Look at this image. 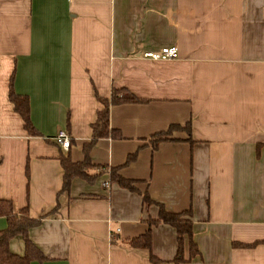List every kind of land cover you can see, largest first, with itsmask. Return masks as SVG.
Masks as SVG:
<instances>
[{
  "label": "crops",
  "instance_id": "crops-1",
  "mask_svg": "<svg viewBox=\"0 0 264 264\" xmlns=\"http://www.w3.org/2000/svg\"><path fill=\"white\" fill-rule=\"evenodd\" d=\"M172 46L174 60L142 57ZM10 81L36 136L9 101ZM113 89L141 102L110 106L119 138L88 156L136 192L108 174L63 192L59 157L83 162ZM0 200L31 219L55 210L28 232L42 254L31 264H151L123 242L143 236L159 207L191 212L199 256L184 264H264V0H0ZM151 230L158 264H173L175 229ZM24 249L21 237L9 242L14 255Z\"/></svg>",
  "mask_w": 264,
  "mask_h": 264
},
{
  "label": "trees",
  "instance_id": "trees-1",
  "mask_svg": "<svg viewBox=\"0 0 264 264\" xmlns=\"http://www.w3.org/2000/svg\"><path fill=\"white\" fill-rule=\"evenodd\" d=\"M9 101L13 105V109L20 115L23 120V126L25 130L33 135H38L33 128L29 120V102L27 97L19 96L15 94L12 89V82L9 86ZM136 97L131 95L125 90L113 89L111 98L102 100L103 109L97 113L96 121L92 124V139L91 142L84 147L85 158L81 163H73L68 154H61L59 161L63 170V192H68L71 183L74 179H83L88 182H94L99 176L108 174L110 183H116L120 187L129 190L130 192H136L133 186V182L126 180L118 174V169L108 167H98L91 164L89 160V150L93 144L99 139L105 138H119V134L112 131L109 127V108L112 105L124 104V103H140ZM189 131V126L185 128ZM166 135L154 136L152 139V148L155 149L157 144L163 140ZM108 187V186H107ZM146 205H150L151 202L147 196H145ZM55 210L39 219H31L28 215L27 209L21 210L15 214L13 212L12 204L8 201L0 200V217H5L7 220V226L4 230L0 231V264H31L32 261L42 259L41 252L35 247L28 237L30 229L38 226L43 218L53 216ZM158 224L169 225L176 231L177 251L173 264H184L195 257L199 256V251L193 240V222L190 211L181 212L178 214L168 213L163 207H159V214L157 220L148 221V229L143 236L124 241L125 247L129 249H143L149 252V261L151 264H158L159 261L153 256L151 252L152 245V227ZM16 237H21L24 242V255L17 256L10 252L9 242ZM119 242V238L115 233H111L110 243L115 246ZM263 242H254L253 244H233L234 248L251 249ZM186 249L188 250V256H186Z\"/></svg>",
  "mask_w": 264,
  "mask_h": 264
},
{
  "label": "built area",
  "instance_id": "built-area-1",
  "mask_svg": "<svg viewBox=\"0 0 264 264\" xmlns=\"http://www.w3.org/2000/svg\"><path fill=\"white\" fill-rule=\"evenodd\" d=\"M142 57L152 61H170L178 57V50L176 47L172 46L162 48L158 52H145ZM54 140L60 150L68 151L69 146L71 144V138L66 131H58Z\"/></svg>",
  "mask_w": 264,
  "mask_h": 264
}]
</instances>
